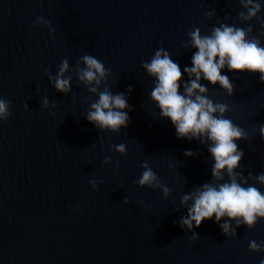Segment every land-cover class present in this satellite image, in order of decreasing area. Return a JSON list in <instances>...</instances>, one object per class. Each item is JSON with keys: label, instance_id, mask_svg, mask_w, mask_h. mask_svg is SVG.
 Instances as JSON below:
<instances>
[{"label": "water", "instance_id": "1", "mask_svg": "<svg viewBox=\"0 0 264 264\" xmlns=\"http://www.w3.org/2000/svg\"><path fill=\"white\" fill-rule=\"evenodd\" d=\"M241 10L238 0H0V98L12 104L11 118L0 121V264H260L264 253L249 251V242H264V221L238 228L233 239L214 219L196 229V241L179 226L187 214L182 195L211 181L213 161L205 145L178 139L159 117L154 81L142 66L162 47L187 79L188 32L247 27ZM37 17L55 32L36 26ZM251 26L259 36V23ZM85 54L111 70L113 92L128 95L131 123L119 134L87 121L97 97L78 79L69 95L48 79L63 59L75 69ZM227 74L235 94L208 85L210 98L229 105L228 118L249 133L238 146L244 175L255 176L264 172V83L258 74ZM45 96L57 108L41 107ZM116 144L126 145L127 156L112 150ZM143 162L171 189L168 198L138 186ZM92 179L101 181L95 190Z\"/></svg>", "mask_w": 264, "mask_h": 264}, {"label": "clouds", "instance_id": "2", "mask_svg": "<svg viewBox=\"0 0 264 264\" xmlns=\"http://www.w3.org/2000/svg\"><path fill=\"white\" fill-rule=\"evenodd\" d=\"M241 6L239 21L241 25L220 23L214 26L210 34H204L199 28L188 32V44L193 51L191 66H180L164 48L157 49L149 61L143 62V69L154 81L150 99L159 110V117L170 120L178 139L196 141L207 147L212 158L210 182L195 187L182 195L180 204L187 214L179 219V226L191 232L193 241L199 239L196 229L204 221L215 220L223 234L230 239L237 237V229L246 227L252 230L260 221H264V172L244 175L242 161L245 152L238 142L250 141L249 133L235 124L228 113L229 105L210 98L208 85L218 86L229 97L235 94V86L227 73L239 78V74H258L264 83V0H238ZM209 19L216 16L215 11L207 13ZM256 21L262 31L254 35L252 22ZM36 26L44 25L50 32L55 29L43 17H37ZM226 70V71H225ZM223 73V74H222ZM51 86L64 95L72 92L73 79H78L88 92L97 97L85 114L89 123L102 132L119 134L131 123L129 112L133 109L128 103V95L113 92L108 87L111 70L95 56L85 54L80 57L75 69L67 58L63 59L55 75L47 73ZM132 92L131 86L128 93ZM11 101L0 98V121L11 118ZM41 107L55 109L57 104L43 97ZM25 108L28 105L25 104ZM258 133L264 139V123L259 124ZM120 156H127L124 144L112 146ZM184 155L195 157L196 153L186 150ZM103 163L111 165L110 157ZM143 171L136 181L141 188L161 190L165 198L171 195V189L161 182L148 162L141 165ZM175 169V165H169ZM252 181V183H250ZM95 190L101 181H89ZM125 203L129 200L125 198ZM141 202V207H143ZM249 251L264 253V242H249ZM260 264H264L261 259Z\"/></svg>", "mask_w": 264, "mask_h": 264}]
</instances>
